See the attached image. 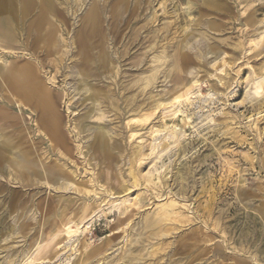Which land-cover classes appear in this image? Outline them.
<instances>
[{"label": "rangeland", "instance_id": "1", "mask_svg": "<svg viewBox=\"0 0 264 264\" xmlns=\"http://www.w3.org/2000/svg\"><path fill=\"white\" fill-rule=\"evenodd\" d=\"M51 2L0 9V264H264V0Z\"/></svg>", "mask_w": 264, "mask_h": 264}, {"label": "bare ground", "instance_id": "2", "mask_svg": "<svg viewBox=\"0 0 264 264\" xmlns=\"http://www.w3.org/2000/svg\"><path fill=\"white\" fill-rule=\"evenodd\" d=\"M7 0H0V9H2L4 7L3 4L6 3ZM44 2L50 6V9L52 11L55 10V4L53 2H48V0H44ZM24 5L29 3V0H24ZM110 3V2H109ZM80 4V3H79ZM242 12V11H241ZM94 19V18H92ZM92 24H94L93 20ZM104 36V35H103ZM49 39L47 37H43V41L47 42ZM154 45V44H153ZM201 46V45H200ZM165 47V46H164ZM160 50V49H159ZM222 54V53H220ZM160 57V56H159ZM107 56L106 55H102L100 56V59L103 62H107ZM111 58V57H110ZM163 57L160 58H156L155 60V70L152 73L151 76H148L146 78H144L141 81V85H142V90L144 91L146 88H148L154 81L155 78V74L158 72V67H160L161 64H163V60L161 59ZM167 58V57H166ZM229 58V57H228ZM168 59V58H167ZM165 61V59H164ZM62 63V62H61ZM110 63V62H109ZM206 65V64H205ZM230 66V65H229ZM167 67V66H166ZM213 67V66H212ZM169 69V68H168ZM215 69V67H214ZM221 70V69H220ZM116 71V70H115ZM153 71V70H152ZM151 71V72H152ZM211 72V71H210ZM34 75V69L28 67L25 68L21 71H19V73H15V77H13V81L11 82V84L9 85V90H11L12 92H18V97L20 98V102H17V105H22L27 108V106H32L34 105L38 111V115H39V125L47 131L50 140L54 143V145H60L61 147L64 146L66 148V141H65V137L63 135V132L60 128V122H61V114L58 108V104L56 102V100L52 97L51 93H49L46 88H44V86L40 87L37 86L36 84L31 85L27 88H25L24 86H28V84L31 81V77H33ZM214 75V74H213ZM226 75V74H225ZM212 76V75H211ZM227 81V80H226ZM120 83V82H119ZM156 85V84H155ZM108 86V85H107ZM84 87V85H83ZM128 88V87H127ZM260 87L258 86V89ZM87 89V88H86ZM200 89V88H199ZM257 89V90H258ZM140 90V88H139ZM189 90V89H187ZM186 90V91H187ZM255 91V90H254ZM259 92V90L257 91ZM183 92L178 93L174 96V99L176 100H180ZM261 93V92H260ZM122 94V93H121ZM133 94V93H132ZM135 95V94H134ZM190 96V95H189ZM129 98V97H128ZM127 98V99H128ZM173 99V100H174ZM183 99V98H182ZM129 100V99H128ZM143 100V99H142ZM9 102V101H8ZM128 102V101H127ZM181 102V101H180ZM130 101L127 103L129 104ZM131 104V103H130ZM171 104V103H169ZM110 105V104H109ZM171 106V105H170ZM133 110V109H132ZM147 112V111H146ZM144 113V112H143ZM136 117V116H135ZM118 120V119H117ZM147 121V120H146ZM149 121V120H148ZM131 122V121H130ZM10 127V126H9ZM82 128V127H81ZM229 128V127H228ZM80 129V128H79ZM95 129V128H94ZM225 130V129H224ZM6 132V131H5ZM7 133V132H6ZM155 133V132H154ZM10 136V135H9ZM52 145V144H51ZM98 145L99 148H101L103 151L107 150V144L105 142V140L103 139V137H98ZM140 147V146H139ZM166 147V146H165ZM152 148V147H151ZM143 149V148H142ZM141 149V150H142ZM136 151V150H135ZM139 151V150H138ZM137 151V152H138ZM161 151V150H160ZM163 151V150H162ZM58 152V151H57ZM141 153V152H140ZM146 153V151H145ZM152 153V152H151ZM136 154V153H135ZM133 153V155H135ZM139 154V152L137 153ZM136 154V155H137ZM132 155V156H133ZM136 155L134 157H136ZM153 155V154H151ZM138 157V156H137ZM49 158V157H48ZM141 159V158H140ZM146 159V158H145ZM142 162V161H140ZM154 162V161H153ZM128 167V166H127ZM14 175V174H13ZM11 176V175H10ZM134 180V179H133ZM137 181V180H136ZM139 182V181H138ZM141 183V182H140ZM97 184V183H96ZM144 184V183H143ZM58 189V188H57ZM59 190V189H58ZM85 190V189H84ZM71 191V190H70ZM90 192V191H89ZM88 195V194H87ZM129 196V195H128ZM13 198V197H12ZM111 198V197H110ZM111 200V199H110ZM130 200V199H129ZM13 202V201H12ZM125 203V201H124ZM123 203V204H124ZM129 204V202H127ZM167 204V203H166ZM16 205V204H15ZM165 206V205H164ZM169 206V205H167ZM15 207V206H14ZM147 207V206H146ZM17 208V207H16ZM170 208V207H169ZM162 212H164L162 210ZM158 214V213H157ZM170 214L167 213H163L161 215H158L156 217V219H153V222L155 225H157L158 223L162 222V220L166 219L167 217H169ZM2 222V221H1ZM219 224V223H218ZM28 229V228H27ZM72 232L68 231L67 235L69 236ZM17 235V234H16ZM4 240V239H3ZM127 240V239H126ZM127 243V242H126ZM64 244V243H63ZM6 249V248H5ZM1 250V249H0ZM3 250V248H2ZM82 252V251H81ZM80 260V259H79ZM83 262V261H82ZM84 263V262H83ZM82 264V263H81Z\"/></svg>", "mask_w": 264, "mask_h": 264}]
</instances>
